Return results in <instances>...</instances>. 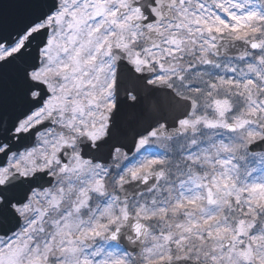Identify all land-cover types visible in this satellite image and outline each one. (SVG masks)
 Wrapping results in <instances>:
<instances>
[{
	"label": "snow or ice",
	"instance_id": "snow-or-ice-1",
	"mask_svg": "<svg viewBox=\"0 0 264 264\" xmlns=\"http://www.w3.org/2000/svg\"><path fill=\"white\" fill-rule=\"evenodd\" d=\"M0 264H264V0H0Z\"/></svg>",
	"mask_w": 264,
	"mask_h": 264
}]
</instances>
